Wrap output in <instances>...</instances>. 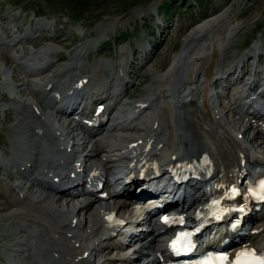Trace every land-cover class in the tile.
<instances>
[{
    "label": "bare ground",
    "instance_id": "bare-ground-1",
    "mask_svg": "<svg viewBox=\"0 0 264 264\" xmlns=\"http://www.w3.org/2000/svg\"><path fill=\"white\" fill-rule=\"evenodd\" d=\"M216 13H213L215 15L211 18L207 17L208 19L206 18L207 20L202 24L197 25V23V27L190 31V34H188L185 39V46L180 53L175 56V59H173L174 62H172L171 67H169V70L162 80L159 78L161 82L159 83L158 80H155L151 83L150 86H158L156 92L151 96L149 94L148 98L133 100V103L135 104L133 110H137L140 116L143 115L145 109L152 111L153 104H157L154 113L152 112L156 115L155 119L152 118V121L150 122L153 129L152 132L155 133V135H150L148 139L145 140L146 142L142 147V149L145 150L142 153L132 157L136 158V167H133L137 168L139 165H142V169L155 167L158 158L153 159L149 163H147L146 160L147 152L155 150L158 155L163 154L164 158L168 160V165H170L172 169L183 175H192L196 177L213 176L207 182H209L211 195L216 197L219 202L218 206L221 210L220 216L224 220V223L227 224L228 220H235L233 219L232 214L239 204H243L248 211L244 219V224H242L245 225V223L252 222V220L258 218L255 215V209L259 207V205L262 207H260L261 209L264 208V202L260 204L254 203L253 196L250 192H247V187L244 186L248 170L256 166L264 167V160L258 156L249 154L244 143H255L254 145L260 148V146L263 145L261 136L264 138V128L257 130V132L250 138L245 136L248 132V128L244 129L241 141L237 135L234 136L232 132L223 125L224 122L222 121L221 116L217 118L213 114L216 108L212 107L214 104V95L211 94V88L216 85L219 86V83H222L225 85L224 89L230 90L232 86L240 85L244 81L246 73L249 71L251 72L248 63L245 60L237 61L234 64V68L226 72H220L218 70V65L221 61L222 52L224 50L223 48L228 44V39L232 37L237 27L230 29L229 33H218L217 28H220L221 24L224 23L226 13ZM156 15H158V11ZM161 15L163 18V13H161ZM0 20L5 21V18L2 17ZM161 24L162 22L160 24L158 23L160 26ZM163 34L164 33H157L158 42ZM56 38H58V36ZM56 38L54 41L62 44L59 39L56 41ZM208 38L209 42L206 43ZM195 41L200 42L199 46H197L198 48L194 47L195 50L192 48L191 53L187 54L189 46ZM157 47L155 45V48ZM252 48L249 49V51L252 49L250 53L257 56L258 61H260L263 56V51H261V49L258 50L255 46ZM151 49L152 48L148 46L144 49L145 52H143V49H135L130 54V61L118 64L119 72L117 76L120 82L119 84L122 86L121 91H126L127 88H125V85L129 83L128 81L124 82L123 76H129V73H132L136 65L139 64L138 58L141 56L144 62L142 61V63L137 66V71L139 73L143 68V65L151 60ZM71 53L69 57L71 56L70 60H73V63L68 65L64 70H61L60 74H56L55 77L53 76L54 78L46 82L44 85L45 90H50L52 87H55L58 84V78L60 79L61 76H76V69L74 68L76 55H72ZM127 53L128 51L125 50L121 54L123 57H126ZM142 53L150 56L143 57ZM59 56L61 55H51L52 58L46 59V61H51L54 57L58 58ZM66 59H68V57ZM124 65L126 66L124 70H122L120 67ZM70 71L72 72L71 74ZM183 72H185V78L183 76L182 79L181 76L183 75ZM138 73L136 74L137 77L142 74ZM256 73L258 74V72L253 71V74ZM113 79L114 78H111V82ZM257 84L258 81L252 80V87ZM166 86H169L175 91L172 101L177 100L178 106L173 108V110L179 111L178 116H174L173 112L165 106L166 102L169 100L167 98L169 91H167ZM95 88L101 93L96 100L98 108H94L91 112L93 118L88 127V131L91 133L87 136L92 140H95L92 145V150L89 152L88 160L91 164L101 161L100 155L102 152L101 149L104 147L103 145L106 144V149L112 145V143L109 144V142L106 141L96 140L99 134H95L93 131H100L106 126L104 117L106 113L113 108L112 106L108 107L106 101L112 97L110 90L114 88V84L107 88L104 84H97ZM121 91L115 96L117 100L114 105L115 107L120 104L126 95V97H131L127 91L124 96L122 93L121 97L119 95ZM154 91L151 90L150 93L152 94ZM188 97L191 98V102L184 104V98ZM197 98L198 104L195 102ZM229 101H231V99H229ZM22 103L23 104L19 105L27 107L25 111L28 115L25 118L27 120L29 118L30 120H26L28 125L34 120V123L38 124L39 127L29 126L31 128V134L33 133L31 138L35 139V141H31L33 142L31 145H28L29 141H26V139H29L27 136H19V140H21V143L19 144L21 146L17 147V149L15 148L14 154L16 155L18 166L23 167V169L16 170L15 173L8 169L3 170V172L11 179L18 177L20 179H27L33 175V171L36 169L40 170L38 176L41 177L51 175L50 172L57 167L67 171L68 166H70L71 154H76L73 153L75 150H79L81 147H85L88 144L84 140L81 144L76 146L77 148L72 145L67 154L66 149L68 147L65 146L70 143L65 142L62 133L55 128L53 123L45 116L42 109V106L45 105L43 100H38L36 103L24 100ZM145 103L149 104V107L146 105L147 108H144L143 104ZM238 108H240V106ZM225 109H227L228 113L233 111L229 104ZM220 113L222 114L221 111H218V113L216 112L217 115H220ZM73 115L65 117V120H68L65 127L69 134L75 132L74 127L82 128L79 123H75L74 119H70ZM72 124L74 125L73 127L71 126ZM162 128L167 132V137L165 139L162 135ZM38 130H43L41 137L36 133ZM179 131H181L182 134H179ZM144 135H146V133H144ZM37 137H39V139H37ZM139 139H141V136L130 141H125V143L127 145L138 147L141 144ZM184 139H188V141H185ZM16 140H18V138ZM122 142H124V140H122ZM5 144L8 146L7 141L3 145ZM175 148L182 151L183 155L180 159L174 157L176 154L174 151ZM28 149L30 150L29 152ZM136 150L139 151L138 149H135V151ZM9 153L10 150L8 148L3 152L5 156ZM128 165H132V161H129ZM92 166L93 165H90V167ZM96 169L97 168H94L90 171L92 176L101 177L102 171ZM6 171H8V173ZM78 171L77 179H72V176L66 174H59V179L60 181H63L71 178L72 181L70 183H72V188L78 190V188L82 186L80 179L81 174L83 173L82 169ZM195 180V183L198 184L199 181L197 179ZM1 182L2 180H0V183ZM35 183L37 182L33 181L31 186L36 185ZM190 183L193 184L194 182L190 180ZM149 184L150 182L147 180L134 181L131 182L127 190L137 191ZM7 186L9 187L10 192L15 195V202H13V205L11 204V207L23 209L18 212V214H12L9 217L6 216L9 218L8 220H13L15 230L18 231V233H12L9 238L15 240L17 239L16 236L23 234L21 238L25 237V239L16 240L13 246L18 247V249H26L23 253L27 252L31 264H93L91 259L104 254L106 251L110 250L111 247L122 249L121 246H119V242L113 239L114 232L109 230L107 226L118 227L120 225L115 214L116 211L121 213L125 210L126 204L122 201L124 196L117 199L116 202H113V207L108 209L109 215H106L105 213V210L107 211L106 207L100 206L99 211L93 208L96 204L100 205L102 200L99 199H94L83 205L79 203V207L73 208L72 210L69 209L66 213L60 206H52L50 209L42 208L41 206L47 201L48 196L41 199L35 192H33L31 186H28L25 191L24 188L20 186L10 184ZM45 187L46 189L51 187L49 182H47L44 188ZM79 198H81L80 195L72 196L70 192H63L58 196L54 203L65 200L64 204L69 206V204L77 202ZM182 198H184V196L180 199ZM181 202L185 205V208L182 211V214H185L193 207L195 211L197 208L195 205L199 202L207 205L208 200L193 197L191 200H182ZM26 204L27 206L25 207ZM107 204L110 205L109 202H107ZM26 208H29L27 210H30V213H23ZM91 210L92 212L94 211L93 216H90L92 227L87 234L81 233V231L87 226V219L85 217V222L83 224L74 219L79 213H84L86 215ZM101 210L104 211L102 212L103 214L101 213ZM51 214L53 216L52 218H49V215ZM73 216L75 217L73 218ZM163 227L164 226H159V228ZM221 227L224 228L222 225ZM251 229H255L256 233L253 235L250 234L248 237L244 238L246 239L248 247L253 249L261 248L264 245V238L262 239V244L258 245L254 244V240L261 236L264 237V223L257 227H251ZM72 232H74V234ZM158 238L159 236H154L150 241L144 243L139 251H137L135 259H148V254L151 251H153L155 255L162 253L159 248H154ZM82 244L85 245L84 248L79 249L76 247V245L81 246ZM119 258L120 255L117 254L112 261H105L103 264H120L118 263L120 261ZM100 260L101 259H98L97 264L100 263ZM149 262L146 264H149Z\"/></svg>",
    "mask_w": 264,
    "mask_h": 264
},
{
    "label": "rangeland",
    "instance_id": "rangeland-1",
    "mask_svg": "<svg viewBox=\"0 0 264 264\" xmlns=\"http://www.w3.org/2000/svg\"><path fill=\"white\" fill-rule=\"evenodd\" d=\"M157 11L158 15H156ZM216 12L226 13L224 23L221 24L220 28H217L218 33H229L230 29L237 27L232 37L228 39V44L223 48L218 70L226 72L234 68L237 61L245 60L251 72L246 73L244 82L254 79L258 81V84L262 82L264 85V0H0V18H5V21L0 20V168L2 169H0V180H2L0 183V264H7L6 261L11 254L20 257L19 254L13 253L9 248L14 247L13 244L16 240L25 239V237L21 238V235L16 236L17 239L15 240L9 238L12 233H18V231L15 230L13 220H8V217L12 214H18L23 209L11 207L15 202V195L10 192L7 185L20 184L21 181L17 178H8L3 170L8 169L15 173L18 165L15 167L10 165L9 160H11V164H14L12 161L13 156L16 158L14 150L21 146L19 144L21 143L20 137L27 136L29 139L26 141H29L28 145H31L33 143L31 141H35V139L31 138L33 133L31 134L29 126L39 127L38 124L34 123V120L28 125L29 118L28 120L25 118L28 115L25 111L27 107L17 105L16 100L22 102L24 100H32L33 102L40 100L42 95L38 92L39 83L45 77L56 75L72 64L73 60H70L71 56L69 57L72 52V55H76L74 65L76 76L85 77L89 80L85 93L87 94L86 99H88L86 103L90 106L92 97L89 96L90 85L104 84L107 88L115 82L119 83L118 64H122L124 60L130 61V54L135 49H143L145 52L146 46L152 48L151 60L145 63L138 73L137 66L144 60L141 56L137 57L139 64L136 65L132 73H129V76H123L124 82H129L125 88L131 97H126V95L121 103L148 98V95H153L158 88L157 85V87L150 86L151 83L155 80L161 82L159 78L162 80L171 67L175 56L185 46V39L190 31L214 16L213 13ZM161 13L164 15L163 18ZM161 22L163 25H158ZM157 33H164L159 42ZM55 38L56 41L59 39L62 44L55 42ZM209 38L206 43L209 42ZM199 44V41L192 42L187 54L191 53L192 48H198ZM155 45L158 47L155 48ZM253 46L263 51L260 61H258L257 56L250 53ZM250 48L252 49L249 51ZM125 50L128 53L126 57H123L121 53ZM42 53H47L48 59L52 58L51 55L54 54L61 55L59 56L61 59L54 57L45 70L31 72L34 57ZM142 56L149 57L150 55L142 53ZM67 57L68 59H66ZM125 66L120 68L124 70ZM253 71L258 72V74H253ZM137 73L142 74L137 77ZM184 73L181 76L182 79ZM111 78H114L112 82ZM117 85L119 89H115L114 86L110 90L112 96L116 90L120 92L122 89L121 84ZM219 85L223 84L219 83ZM241 88L242 85H236L232 86L230 91L221 89L224 96L216 95V92L220 90L214 88L211 94L214 95V101L219 111L222 112L220 116L225 127L234 136L239 135L238 138L242 136L243 130L248 128L245 136L250 138L257 130L264 128V118L251 120L241 112V108H238L240 101L237 99V94ZM151 90L155 91L151 94ZM126 91H121L119 95L121 96L123 93L124 96ZM106 102L111 104L113 102L112 97ZM121 103L119 107L122 106ZM228 104L233 109L231 113L225 109ZM53 115L55 114L53 113ZM54 118L56 119L54 124L61 126L66 136L70 138L71 135L65 127L68 120H57L55 116ZM74 130L73 133L76 137L85 138V130L79 127H74ZM135 131L128 130L119 133H124L130 137L138 136L139 132ZM17 138L18 140H16ZM80 139L74 141L80 142ZM112 139H114L112 134L96 138V140L107 142L112 141ZM184 140L188 141V139ZM261 140H263V145L260 148L254 145L255 143H244V146L250 150L251 155L264 160V138L262 136ZM6 141L8 146L7 144L3 145ZM103 146L101 154L106 153L108 149L105 148L106 144ZM6 148L10 150L7 156L3 154ZM6 172L8 173V171ZM21 187L24 188V191L27 190L24 183L21 184ZM35 191L37 195L40 194L39 191ZM50 200L48 198L41 207L50 209L52 206H60L67 213V210H71L75 206L73 203L66 206L65 200L57 203ZM106 205L108 204L106 203ZM98 207L99 204H96L93 208L97 209ZM27 209L29 208L24 209L23 213H30V210ZM93 212L91 210L86 215L79 213L76 217L73 216L76 221L82 222V224L85 222V217L87 219V226L81 233L87 234L92 227L90 216H93ZM263 214L264 208L257 211L255 215L258 218L250 224L244 225L242 231H245L246 235L256 231L251 227H257L264 223ZM52 216V214L49 215V218ZM263 238L262 236L256 238L254 244L262 243ZM160 240L161 237L156 240L155 249L159 248ZM153 255L154 252L151 251L148 257L151 259ZM112 256L114 253L108 250L99 259ZM141 259L142 261L145 260V258ZM16 260L21 261V264H26L27 261Z\"/></svg>",
    "mask_w": 264,
    "mask_h": 264
},
{
    "label": "snow or ice",
    "instance_id": "snow-or-ice-1",
    "mask_svg": "<svg viewBox=\"0 0 264 264\" xmlns=\"http://www.w3.org/2000/svg\"><path fill=\"white\" fill-rule=\"evenodd\" d=\"M244 255H253L254 256V254H251V253H238L236 264H240L239 257L244 256ZM226 259H227L226 257L220 258L221 261L226 260ZM247 264H264V258H260L259 260L248 261Z\"/></svg>",
    "mask_w": 264,
    "mask_h": 264
}]
</instances>
